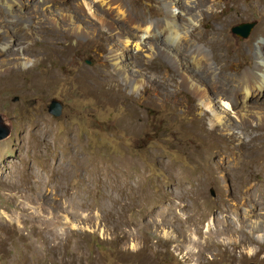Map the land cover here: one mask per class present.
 Here are the masks:
<instances>
[{"label": "rangeland", "instance_id": "1", "mask_svg": "<svg viewBox=\"0 0 264 264\" xmlns=\"http://www.w3.org/2000/svg\"><path fill=\"white\" fill-rule=\"evenodd\" d=\"M135 1L149 17L151 7L154 19L165 14L159 0ZM229 1L220 0L219 13L203 20L206 34L199 37L207 44L219 35L212 23L223 24L234 13L222 34L226 44L212 48L221 77L231 70L216 52L237 57L244 71L254 68L255 52L264 48V35L255 36L260 9L238 11V0ZM61 2L91 26L88 5L83 11L75 0ZM14 12L0 0V112L14 126L0 141V264H264V238L250 237L264 214L258 209L264 155L253 142L264 125L246 123L242 127L252 133L234 137L215 126L220 114L230 133H239L236 113L198 83L211 88L209 80L189 66L177 70L160 51L146 57L134 45L121 46L116 34L106 41L97 32L87 44V37L72 39L65 9L23 13L16 6ZM14 15L28 22L20 41ZM242 23H254L247 37L233 32ZM8 36L12 50L4 48ZM115 48L119 66L109 58ZM53 99L61 104L59 116L50 112ZM222 147L245 154L236 172L251 176L258 194L243 211L252 212L251 225L234 235H226L219 220L228 214L222 208L240 202L230 167L219 159ZM198 180L200 191L194 190ZM205 205L220 206V213L197 209L203 219L198 232L188 216ZM210 221L218 232L209 248ZM226 236L237 243H220Z\"/></svg>", "mask_w": 264, "mask_h": 264}, {"label": "bare ground", "instance_id": "2", "mask_svg": "<svg viewBox=\"0 0 264 264\" xmlns=\"http://www.w3.org/2000/svg\"><path fill=\"white\" fill-rule=\"evenodd\" d=\"M75 1L83 11L85 10V4L89 6L90 10H94L93 17L90 18L91 26H85L81 20H76L72 14L73 9L69 7V5L62 4L61 0H2L3 3L11 8L13 13H15L14 7L16 6L23 13L26 11L34 13L40 9H65L67 12L62 13V15L72 24L69 37L72 39L77 37H87V40L83 43L87 44L90 43V41H93L90 36L93 34L96 35L97 32L98 37L96 38H99V40L104 39L106 41L112 40L113 37H115L114 34H116L121 38L123 44L121 46L130 49L134 45L136 49L144 52L146 57H151L155 51H160L171 61L177 70H181L183 66L193 68L195 72H198V74L200 73L201 76L208 79L211 85V88H209L206 84L199 81L198 83H200L201 89L204 88V92L205 88L208 90L211 89L209 94H214L213 96L215 98L224 101L226 104L223 105V109L228 107L236 113L237 119L239 120V133H230V130L232 129L231 125L227 124L224 117L220 114L215 116V126L222 127L224 131L232 137L239 135L246 136V131L252 133L251 130H245L242 127V125H246V123L251 122L252 125H254V123L257 122L258 125H264V48L255 52L256 63L254 68L251 67L244 71L241 70L242 72L240 71V63L237 57L227 59L226 55H221L216 52L221 62L224 63L227 61V64L224 63L223 67H229V70L227 71L231 70V72L226 75L224 73L221 77L218 72L219 69L217 68V63H215L212 58V54L214 55L212 48L219 51L226 44V41L222 40V34L226 31L231 22L236 19L234 13L225 16L223 24L212 23V26L210 27L211 30H215L219 35H211L210 41L207 44H203L200 41V38L206 34L202 28V22L204 19L212 18L219 13L218 5L220 0H159V2L165 7V14L159 19H154L153 15L155 9L153 7L150 9L151 17H149L146 11H140L141 6L135 0ZM224 1L228 2L229 0ZM39 3L42 4L40 9L36 8ZM262 3L263 0H250L248 5H243L242 0H238L237 5L235 6L236 10L242 12L249 8H256L258 11L260 9L259 25L256 29L255 36L264 35V6ZM14 18L17 19V25L14 26L13 33L15 40L20 41L26 37L24 29L28 27V22L25 16H19V18H17L14 15ZM85 20L88 21V18H85ZM44 22H47L46 19ZM96 25H100L101 27L98 29L93 28ZM89 29L95 30L91 32ZM194 32L197 33L196 37L193 36ZM12 41V38L8 36L4 43V48L12 50ZM77 43H79V41H77ZM239 51L240 48H238V52ZM124 52L122 54H125ZM118 54L120 56L121 53L116 49L112 50L109 55L111 61L117 66L122 65L119 62ZM133 58L138 60L141 57L140 55H135ZM138 81V85L143 82V80ZM185 84L190 86L187 82H185ZM193 86L195 90H200L196 84ZM212 91H214V93H212ZM206 93L208 94V92ZM211 109L213 110L215 108L213 107ZM254 135L256 137L253 138V142L261 145L259 147V153L264 155V132H259ZM257 137H259L260 140H257ZM214 154L215 153L211 154V158H214ZM218 154L223 165L226 164L230 167L228 171L231 172L230 175H232L231 178L234 186L233 194L240 201L236 206L231 204L230 206H227L226 209L222 208L225 211L227 210L226 213L228 214L219 218V220L221 219L224 222L223 229L226 235H234L238 233L241 226L251 225L250 221L252 212L243 213V211L245 209L244 207L247 205L250 206L251 203L254 204V202L258 200V194H256L257 190L254 188L255 186L251 184V176L244 177L236 172V166L241 163L245 154L240 153V150L238 149L233 150L228 147H222V150L219 151ZM200 184L201 180H198V183L194 185V190H199ZM196 185L198 186L195 187ZM259 193L264 196V188H260ZM184 194L185 193H179L178 195ZM215 207L217 210L220 208V206L211 205H205L204 209L201 206L195 207L194 210L196 211V214L189 215L188 221H191L192 225H195L198 232H202L203 219L201 213H205L206 215L209 213H220V211L215 210ZM172 208H177V206L172 205ZM197 209L201 213L197 212ZM258 209L264 210L263 202L259 204ZM261 217L262 220L260 222L255 221L253 223V229L250 231V237L253 238V241L254 239L261 237L264 238V214H261ZM214 223L215 222L210 221L207 225L206 235H208L207 239L209 248V239L212 240V234L218 232V230H215L213 227ZM189 237V241L194 239L192 235H189ZM228 239H230V237L226 236L219 240V242L225 246L228 244L235 245L237 243V241L230 243L228 242Z\"/></svg>", "mask_w": 264, "mask_h": 264}, {"label": "water", "instance_id": "3", "mask_svg": "<svg viewBox=\"0 0 264 264\" xmlns=\"http://www.w3.org/2000/svg\"><path fill=\"white\" fill-rule=\"evenodd\" d=\"M254 23H242L233 27V32L237 33L242 37H247L252 31ZM50 104V112L55 116L61 115V104L57 102L56 99H53ZM13 121L12 119L3 112H0V141L10 138L13 132ZM255 264V263H249Z\"/></svg>", "mask_w": 264, "mask_h": 264}]
</instances>
